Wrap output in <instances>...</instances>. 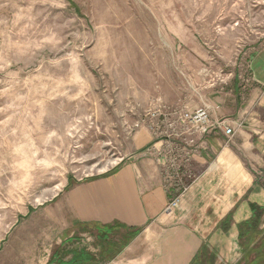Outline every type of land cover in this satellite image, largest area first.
<instances>
[{"label":"rangeland","instance_id":"374dc122","mask_svg":"<svg viewBox=\"0 0 264 264\" xmlns=\"http://www.w3.org/2000/svg\"><path fill=\"white\" fill-rule=\"evenodd\" d=\"M263 46L264 0H0V247L49 249L46 205L157 159L163 112L248 91Z\"/></svg>","mask_w":264,"mask_h":264},{"label":"crops","instance_id":"0c3cea01","mask_svg":"<svg viewBox=\"0 0 264 264\" xmlns=\"http://www.w3.org/2000/svg\"><path fill=\"white\" fill-rule=\"evenodd\" d=\"M249 65L248 91L169 108L207 107V132L177 122L157 159L73 185L46 205L61 225L50 248L1 246L0 264H264V46Z\"/></svg>","mask_w":264,"mask_h":264},{"label":"built area","instance_id":"2783aa9c","mask_svg":"<svg viewBox=\"0 0 264 264\" xmlns=\"http://www.w3.org/2000/svg\"><path fill=\"white\" fill-rule=\"evenodd\" d=\"M162 112V111H161ZM164 113V114H163ZM161 115L165 117V126L172 131H175V124L177 122L186 123L189 125L197 126L201 131L207 132L210 128V115L207 107H201L194 111H166L163 112ZM216 127L224 129L226 135L231 136L233 135V129L230 126L225 125L224 120L218 121ZM178 199H175L173 205H177Z\"/></svg>","mask_w":264,"mask_h":264},{"label":"trees","instance_id":"16d2710c","mask_svg":"<svg viewBox=\"0 0 264 264\" xmlns=\"http://www.w3.org/2000/svg\"><path fill=\"white\" fill-rule=\"evenodd\" d=\"M103 176V175H102Z\"/></svg>","mask_w":264,"mask_h":264}]
</instances>
